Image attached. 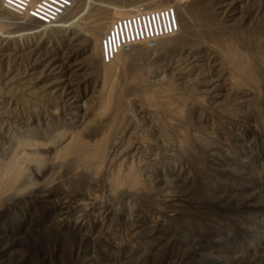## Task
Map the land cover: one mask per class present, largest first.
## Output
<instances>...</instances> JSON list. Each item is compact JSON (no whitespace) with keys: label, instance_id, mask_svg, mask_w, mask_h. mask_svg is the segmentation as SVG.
<instances>
[{"label":"rangeland","instance_id":"obj_1","mask_svg":"<svg viewBox=\"0 0 264 264\" xmlns=\"http://www.w3.org/2000/svg\"><path fill=\"white\" fill-rule=\"evenodd\" d=\"M136 6L180 30L108 77L104 35ZM52 23L0 0V166L25 155L0 264H264V0H77Z\"/></svg>","mask_w":264,"mask_h":264},{"label":"built area","instance_id":"obj_2","mask_svg":"<svg viewBox=\"0 0 264 264\" xmlns=\"http://www.w3.org/2000/svg\"><path fill=\"white\" fill-rule=\"evenodd\" d=\"M77 0H1L3 10L19 17H38L56 22L73 8ZM110 25V24H109ZM174 9L148 10L116 18L104 35L101 55L104 63H111L130 46L155 43L179 32Z\"/></svg>","mask_w":264,"mask_h":264},{"label":"bare ground","instance_id":"obj_3","mask_svg":"<svg viewBox=\"0 0 264 264\" xmlns=\"http://www.w3.org/2000/svg\"><path fill=\"white\" fill-rule=\"evenodd\" d=\"M140 8H145V7H140V6H136V7H133V8H129V9H125L123 14H131L133 12H136L137 10H139ZM168 9L170 7H167ZM167 8H162V9H158V10H166ZM149 9V8H148ZM175 12V10H174ZM176 15H177V12H176ZM125 16V15H124ZM122 17V16H121ZM50 22L52 23V21H48V24H50ZM53 24V23H52ZM178 28H180L178 26ZM121 53V52H120ZM119 53V54H120ZM262 53L264 54V50L262 51ZM122 57V56H121ZM249 58V57H248ZM241 62H244L241 60ZM113 62L111 63H106V67H107V76L108 77H112L111 74L114 70V67H113ZM245 63V62H244ZM116 65V64H115ZM240 65V64H239ZM242 67V66H241ZM253 69H254V64L252 62V60L250 59L249 60V63L246 64L245 63V67L243 65V74H244V77L246 78H250L253 80L254 78V75H253ZM122 72V71H121ZM257 75V74H256ZM261 81V80H260ZM244 86V85H243ZM107 89V88H106ZM114 89V87H113ZM108 93L106 95H104V99L102 100L103 103H102V106H105V105H108L109 103V99L108 98ZM112 98V97H111ZM113 99V98H112ZM111 99V100H112ZM112 103V101H111ZM111 105V104H110ZM109 107V105H108ZM103 108V107H102ZM106 108V107H105ZM104 108V109H105ZM108 109V108H107ZM105 111V110H104ZM105 113V112H104ZM64 140L62 141V146L63 147V151H62V148L60 149L62 152L64 153H69L70 154H74L76 156V162L80 163L82 161H90L91 160H95L97 157H100L101 156V151L100 149H102L101 147V144L99 146H89L87 145L86 143L84 142H81V141H78L80 139H76L75 137V141H73L71 135L70 137L68 136H64ZM104 138V137H103ZM76 140L78 142H76ZM20 145V144H19ZM19 147V146H18ZM23 149V148H22ZM25 150V149H24ZM23 151V150H22ZM15 154H18L15 153ZM23 154V153H22ZM65 155V154H64ZM14 157H12V159L9 161H7L6 163L2 164L0 166V192H4L5 190L8 191L9 189H12V187L16 184V182L18 181V178L21 176L20 173L21 171L23 170V166L25 167L24 164V156H20L18 157L17 155H13ZM63 156V154H62ZM28 157V155H27ZM26 157V158H27ZM30 157V156H29ZM28 157V158H29ZM59 157V156H58ZM4 160V159H3ZM6 160V159H5ZM25 169V168H24Z\"/></svg>","mask_w":264,"mask_h":264}]
</instances>
